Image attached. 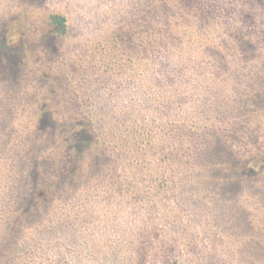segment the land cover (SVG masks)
Here are the masks:
<instances>
[{
    "label": "rangeland",
    "instance_id": "374dc122",
    "mask_svg": "<svg viewBox=\"0 0 264 264\" xmlns=\"http://www.w3.org/2000/svg\"><path fill=\"white\" fill-rule=\"evenodd\" d=\"M153 1L0 0V38L16 26L26 35L20 53L24 63L16 68L17 73L10 55L0 50V193L5 191L13 201L20 186L25 188L21 182L34 162L41 176H51L43 168H50L47 161L55 141L62 138V128L90 114H95L97 127L103 128L118 126L115 123L129 119L140 107L147 109L141 117L149 114L150 119L177 124L187 120L179 114L185 110L199 119L193 118L201 124V136L209 134L212 123H232L223 115L222 101L223 106L212 97L202 103L205 88L198 77L204 82L206 77H180L182 70L167 64L168 51L159 50L157 57L147 58L149 70L144 65L137 74L134 44L116 52L103 51L100 35L115 36L122 44V28L134 31V23L146 28V9ZM205 1L213 7L208 17L220 20L227 38L220 40L217 54L206 49L203 59L196 62L207 67L208 75L218 77L223 71L230 73L233 63L246 59L241 67L248 73L246 81L237 83L227 76L219 80L229 82L227 95L251 94L252 89L262 92L255 82L258 76L249 70L250 65L257 66L261 73L264 62L249 58L264 47V1L201 3ZM53 12L68 18L70 33L64 39L45 34L48 15ZM137 14L140 20L134 21ZM245 36L250 37L252 47L240 42ZM232 46L247 56L233 53ZM219 55L226 58L220 60ZM140 70L145 71L143 81ZM142 91L149 99L138 100ZM47 112L52 114L50 120ZM247 131L248 138L243 142L237 138L235 143L249 148L256 141ZM195 135L187 142L192 147L199 144L195 154L202 161L186 157L193 172L214 155L210 145L207 149V138L198 142ZM212 162L210 174L183 176L166 193L158 187L148 189L140 179L136 181L142 184L140 190L131 193L127 187L115 188L102 194L90 209L69 207L66 200L59 210L62 222H48L44 217L47 235L44 231L37 239L46 253L39 256L23 248L19 254L25 264H264V199L245 186L227 188L225 169L219 166L224 160L215 157Z\"/></svg>",
    "mask_w": 264,
    "mask_h": 264
},
{
    "label": "trees",
    "instance_id": "16d2710c",
    "mask_svg": "<svg viewBox=\"0 0 264 264\" xmlns=\"http://www.w3.org/2000/svg\"><path fill=\"white\" fill-rule=\"evenodd\" d=\"M159 4L160 7L157 6ZM211 6L209 1L201 3V0H155L146 9L148 12L143 21L146 28H139L135 23L134 31L122 28V44L116 41L115 36L107 34L100 35L98 42L103 44L104 52H116L134 44L136 74L139 73L138 68L144 65L146 71L149 70L150 63L147 58L157 57L156 52L159 50L168 51L167 64L181 69L178 73L180 77L186 76L185 74L206 77L203 79L206 84L201 80L202 77H198L205 88L202 103L212 97L223 106L222 101L225 104L223 115L229 117L232 123L218 126L212 123L213 127L208 129L210 135L201 136V124L195 121L199 120L195 113L181 110L179 114L187 120L177 124L173 121L167 122L166 119H150L149 114L141 117L147 111L141 109L142 107L134 110L129 119L126 118L123 122L122 118V122L118 121L115 123L118 126L113 127H97L95 114L75 120L70 126L62 128V138L55 141L52 149L54 153H51L47 161L50 168L48 171L43 168L44 173L50 172L51 176H41L37 162H34L21 182L25 188L20 186L13 201L5 191L0 193V264H25L23 254H19L23 248L28 252L32 250L39 256L46 253V248L43 249L37 239L44 231L43 235H47L43 228L44 217L48 222H62L64 219L61 218L59 210L63 208L66 200L71 203H68L69 207L73 205L76 209H90L92 205L97 206L102 194L115 188L118 190L127 187V192L131 193L140 190L142 184L136 183L140 179H144L148 189L158 187L161 192L166 193L183 176L195 173L193 175H201L202 178L204 174H210V170L214 169L211 164H214L212 159L215 157L224 160L219 166L225 169L222 172L226 177L227 188L245 186L254 191L259 199H264V70L259 73L257 66L251 65L252 69L249 70L258 76L255 82H259L257 87L262 92L252 89L251 94L245 93L247 95H227L230 90L229 82L220 81L219 76H227L229 80L237 83L246 81L248 73L241 70L246 59L243 63H233L230 73L223 71L224 74H218V77L215 74L208 75V71H205L207 67L196 62L203 59L206 49L217 54L220 40H224V36L227 38L220 20L208 17L213 9ZM137 20H140V14L134 17V21ZM46 24L45 34L52 35V38L61 40L70 33L68 18L63 13L49 14ZM16 27L14 31L9 30L0 38V50L10 55L15 73L16 68L19 65L21 68L24 63L20 53L26 39L25 33ZM231 40L234 42L232 37ZM240 42L248 48L253 45L249 36L240 39ZM235 45L237 46L236 43ZM236 46H232L233 53L238 51ZM241 53L247 56L243 51ZM256 55L262 58L254 59ZM256 55H251L250 62H264V47L261 46ZM219 56L220 60L226 58ZM140 72L138 76L143 81L145 71ZM139 84L141 85L140 82ZM253 86L256 87L254 84ZM208 91L211 94L208 95ZM146 95L142 91L138 100L149 99ZM210 109L208 107L207 111L210 112ZM45 116L48 120L52 118V114L48 112ZM126 121V126L119 125ZM50 125L55 127L52 123ZM248 129L256 145L248 148L236 144L237 138L240 142L248 138ZM193 135L198 142L204 137L207 138V149L210 145L211 154H214L211 161L202 166L200 164L199 169L194 172L186 157L198 161H202V158L195 154V151H199V144L195 143V147H192L187 142ZM213 173H218V170ZM236 205H239L237 201ZM239 209L244 210L241 206ZM51 212L56 217H50Z\"/></svg>",
    "mask_w": 264,
    "mask_h": 264
}]
</instances>
